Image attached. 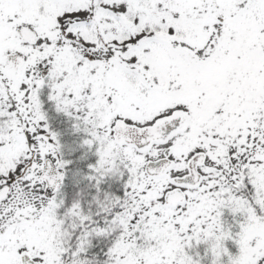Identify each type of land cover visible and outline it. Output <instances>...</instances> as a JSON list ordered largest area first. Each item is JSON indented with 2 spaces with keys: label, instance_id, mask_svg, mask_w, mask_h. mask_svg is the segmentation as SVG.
I'll return each instance as SVG.
<instances>
[{
  "label": "snow or ice",
  "instance_id": "6c2138e0",
  "mask_svg": "<svg viewBox=\"0 0 264 264\" xmlns=\"http://www.w3.org/2000/svg\"><path fill=\"white\" fill-rule=\"evenodd\" d=\"M0 264H264V0H0Z\"/></svg>",
  "mask_w": 264,
  "mask_h": 264
}]
</instances>
